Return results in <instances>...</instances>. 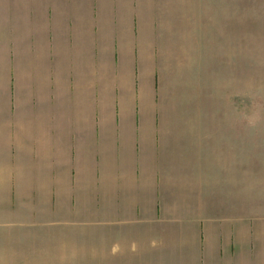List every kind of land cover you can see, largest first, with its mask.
I'll list each match as a JSON object with an SVG mask.
<instances>
[{
  "label": "crops",
  "instance_id": "obj_1",
  "mask_svg": "<svg viewBox=\"0 0 264 264\" xmlns=\"http://www.w3.org/2000/svg\"><path fill=\"white\" fill-rule=\"evenodd\" d=\"M229 2L0 0L6 219L25 205L50 222L66 212L92 226L165 225L191 235L198 264H264L244 235L236 155L220 174L187 130L161 125L160 59L180 56V11L200 16L203 5ZM219 192L231 209L223 222L211 208Z\"/></svg>",
  "mask_w": 264,
  "mask_h": 264
},
{
  "label": "rangeland",
  "instance_id": "obj_2",
  "mask_svg": "<svg viewBox=\"0 0 264 264\" xmlns=\"http://www.w3.org/2000/svg\"><path fill=\"white\" fill-rule=\"evenodd\" d=\"M229 4L203 5L200 16L180 11V56L160 59L161 125L187 130L181 136L206 146L220 174L236 155L242 225L254 238L256 263L264 260V0ZM5 208L1 202L0 264H198L186 248L191 235L185 230L101 220L92 226L66 212L50 222L42 208L25 205L9 220ZM211 208L223 211L222 222L230 215L222 192L217 200L212 196Z\"/></svg>",
  "mask_w": 264,
  "mask_h": 264
}]
</instances>
